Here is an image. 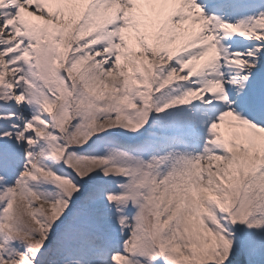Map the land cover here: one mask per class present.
<instances>
[{
	"label": "snow or ice",
	"instance_id": "snow-or-ice-1",
	"mask_svg": "<svg viewBox=\"0 0 264 264\" xmlns=\"http://www.w3.org/2000/svg\"><path fill=\"white\" fill-rule=\"evenodd\" d=\"M0 264H264V0H0Z\"/></svg>",
	"mask_w": 264,
	"mask_h": 264
}]
</instances>
